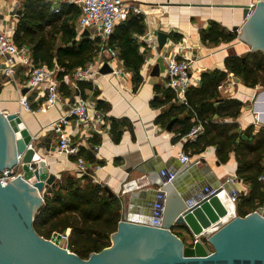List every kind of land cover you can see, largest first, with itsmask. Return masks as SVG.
<instances>
[{"label": "crops", "instance_id": "1", "mask_svg": "<svg viewBox=\"0 0 264 264\" xmlns=\"http://www.w3.org/2000/svg\"><path fill=\"white\" fill-rule=\"evenodd\" d=\"M24 0H0V31L8 29L14 39L16 24L18 22L20 5ZM52 4V11L59 12L64 3H75L76 0H47ZM139 5L144 14L145 32L133 33L139 53L144 55V63L140 68L141 79L136 81L133 72L125 65L120 57V48L116 49L117 59L113 62L106 61L113 68L110 73L98 76L97 81L84 82L83 86L77 85L72 80L74 72L64 74L69 77L62 93L63 101L47 112L33 113L21 104V98L26 95L33 106H39L45 96L39 95L38 90L23 89L26 87L28 75L24 66H18L14 76L3 72L4 60L0 57V110L4 113H19L25 125L33 135L32 146L42 158L48 162L49 172L56 174V181L73 176L82 184L91 181L102 186L111 196H116L121 201V220L126 216L131 220L151 221L153 217V204L156 201L158 188L165 181L162 172H173L179 175L177 186L182 190L196 187L195 193H201L206 187L224 185L231 187L230 179L237 178L235 187L239 192H247L249 185L241 181L237 175L239 157L234 148L228 151V159L221 161L217 143L207 145L200 152L196 151L195 141L187 135L179 134L186 118L185 113L172 116L168 124L162 125L158 117L169 111L172 106L183 105L175 92L171 101L163 104L167 99L168 70L166 61L158 52H169L173 44L179 46H192L193 68L201 75L207 71L220 70L226 72V77L218 85V99H235L243 102L235 117H218L209 112L207 118L215 124H228L231 133H238L254 126L257 131L261 127L253 122L250 111L251 96L260 93L261 84L248 87L226 67V59L230 55L241 54L246 51V46L238 36L244 13L241 5L255 4L257 0H126ZM81 7V6H80ZM59 8V11H55ZM212 23H216L227 32H237V38L232 41L220 40L218 43L205 41L203 31ZM240 27L238 30L234 28ZM77 39L89 37L98 41L97 48L101 46L102 39L84 34L80 27V15L76 21ZM165 32L167 41L160 46L158 33ZM154 34L157 44L153 48L148 43L147 35ZM111 37V36H110ZM107 42L109 44V39ZM15 42V40H14ZM16 43V42H15ZM17 44V43H16ZM18 45V44H17ZM31 50L28 46L23 45ZM98 52V50H97ZM97 56V53H96ZM94 57V59L96 58ZM93 59V60H94ZM32 60V56H31ZM105 62V63H106ZM104 63V64H105ZM48 66L47 64H43ZM81 67V66H80ZM50 68V67H49ZM79 68V67H78ZM52 69V68H51ZM58 70V68H54ZM120 70V74L115 73ZM59 71V70H58ZM58 71L55 77L58 79ZM69 91V93H68ZM94 100L98 108L105 115L106 124L104 132L98 133L90 125L80 124L72 118L68 131L72 129L76 136L72 137L79 146L81 153L77 158L65 157L58 154V136L52 129V124L61 116L67 114L70 103L78 97ZM188 99V98H187ZM213 99L212 101H215ZM186 106V105H185ZM217 110H221L217 108ZM191 122H201L197 112L190 114ZM116 122V125H115ZM172 123L169 130L168 125ZM115 125V135L113 133ZM190 132V131H189ZM188 132V133H189ZM216 128L208 133V137L216 134ZM116 137V138H115ZM214 138V137H213ZM225 139V137H219ZM80 152V151H79ZM188 154L191 160L188 163L181 161V155ZM82 158L87 167L83 173L77 167V159ZM190 165L192 170L184 171ZM21 170V167L19 168ZM82 172V174H81ZM56 181L52 184L55 187ZM127 183V191H123ZM48 185H46L47 188ZM194 186V187H193ZM186 244H191L194 236L191 232L178 229ZM65 233L68 239L71 229Z\"/></svg>", "mask_w": 264, "mask_h": 264}, {"label": "water", "instance_id": "2", "mask_svg": "<svg viewBox=\"0 0 264 264\" xmlns=\"http://www.w3.org/2000/svg\"><path fill=\"white\" fill-rule=\"evenodd\" d=\"M241 7L244 21L234 30L240 28L238 36L251 51L264 52V0H257L252 11L249 5ZM84 34L90 32L85 30ZM167 38V33H158L160 46ZM112 71L108 62L100 69L102 74ZM28 90L25 87L23 92ZM32 141L33 135L19 113L0 110V172L17 164L18 155H22V175L6 185L0 181V264H264V203L240 216L234 202V213L228 217L229 210L220 196L224 185L210 186L213 192H204L199 199L196 187L182 190L177 186V174L160 184L164 210L159 227L125 216L111 235L110 246L82 258L71 251L67 233L54 232L46 238L34 228L44 203L43 193L51 191L56 174L49 172L47 160L36 152ZM30 162H35L34 170L29 168ZM187 170L192 166H185ZM178 226L189 229L195 238L193 244H186L174 231ZM202 237L208 238L212 252Z\"/></svg>", "mask_w": 264, "mask_h": 264}, {"label": "trees", "instance_id": "3", "mask_svg": "<svg viewBox=\"0 0 264 264\" xmlns=\"http://www.w3.org/2000/svg\"><path fill=\"white\" fill-rule=\"evenodd\" d=\"M51 7L52 4L47 0H24L20 5L14 40L18 46L26 45L30 48L34 65L47 64L52 69L58 68L57 76L64 93V74L72 73L78 67H84L93 61L98 50V41L89 37H82L80 40L76 38V21L81 14L78 4L64 3L58 13L52 11ZM144 32L143 17L131 13L127 20L116 26L109 39L110 46L120 48L121 52L118 53L133 72L136 81L141 79L140 68L145 57L139 53L132 35ZM202 37L205 41L218 43L220 40H234L237 38V32H227L212 23L203 31ZM226 67L248 87H255L257 84L264 87V52L251 51L241 57L230 55L226 59ZM226 75V72L220 70L202 73L200 85L191 88L187 93L188 105L174 104L169 111L158 117V122L166 126L172 116L185 113L183 128L179 130V134L184 136L198 123L190 121V114L195 111L199 113L204 127V132L194 144L197 152L207 145L217 143L221 150V161L225 162L228 159V151L231 148L236 150L239 157L237 175L249 185V190L241 192L236 199V212L245 216L264 203V182L260 180L264 175V127L255 131L252 125L246 130H241L240 136L238 133H231L228 124H215L211 122L212 119L207 118V114L212 111V115L218 117H235L240 105L241 108L243 106L242 101L235 99L217 100L218 85ZM82 83L84 82L79 85L83 86ZM170 89L167 90V99L163 104L174 98ZM213 99L216 100L212 101ZM28 103L32 110L38 108L29 101ZM212 128H216L217 132L210 138L208 133ZM80 153L81 150L77 156ZM43 198L44 203L34 221L38 234L50 238L54 232L64 233L70 228L71 251L85 259L89 258L91 253L100 252L111 245V235L117 231L121 220V201L116 196H111L102 186L91 181L82 184L79 179L69 176L63 180L58 179L55 187L51 186V191L46 190L43 193ZM178 229L190 232L185 226L176 227L174 231L182 238L183 235ZM208 246L213 249L211 244Z\"/></svg>", "mask_w": 264, "mask_h": 264}, {"label": "built area", "instance_id": "4", "mask_svg": "<svg viewBox=\"0 0 264 264\" xmlns=\"http://www.w3.org/2000/svg\"><path fill=\"white\" fill-rule=\"evenodd\" d=\"M81 6L80 27L81 31L89 30L94 38L102 39L101 46L98 49L96 58L89 62L84 67H79L75 70L72 80L76 87L80 82H96L98 76L101 75L100 69L106 61L113 62L117 59V51L107 42L108 38L113 34L116 26L127 20L131 13L142 15L143 9L126 0H76ZM139 1V0H138ZM251 6V11L253 9ZM55 11H59L56 8ZM148 43H152L153 48L156 47L157 40L154 34L147 35ZM192 46L173 44V48L169 52H158L167 63L168 82L167 85L171 88L181 103L188 105L187 93L191 88L198 87L201 83V74L193 68V57L191 55ZM0 57L4 60L3 72L8 76H14L18 66L26 68L28 75L26 87L30 90H38L40 94H44L45 98L37 109L32 110L29 106L27 96L21 98V104L27 109L37 112H47L58 103L63 101V96L60 91V80L55 77L56 69H51L46 65L36 66L31 60L29 49L25 46H18L13 39V35L8 29L0 31ZM115 73L120 74V70L115 69ZM68 76L62 79L63 82H68ZM78 88V87H77ZM254 104L261 103L258 93L252 96ZM253 122L255 125L261 124L264 127V107L252 111ZM72 118H75L80 124L90 125L98 133L104 132L106 124L105 115L99 110L98 104L94 100H88L83 97H78L74 102L70 103L67 114L61 116L52 124V129L56 132L59 140L58 154L65 157L77 156L80 151V146L72 140L76 136V132L68 131L67 127ZM204 130L203 123L199 122L192 127L187 134L188 137L195 139ZM191 157L188 154L181 155V161L188 163ZM77 167L83 173H87L85 161L82 158L77 159ZM22 167V155H18V163L12 167H6L0 172V181L3 185L8 184L13 179L22 175L19 169ZM31 170L35 169V162L29 163ZM81 172V174H82ZM166 176L163 184L172 180L175 177L173 172H162ZM264 182V175L260 177ZM230 183L234 185V190L231 192L233 201L235 202L240 192L235 187L237 181L236 176L232 177ZM123 191H127V183L123 186ZM204 192H213V189L206 187L197 197L203 198ZM164 210V193L162 187L158 188L156 201L153 204V217L151 225L159 227L161 224L162 214Z\"/></svg>", "mask_w": 264, "mask_h": 264}, {"label": "rangeland", "instance_id": "5", "mask_svg": "<svg viewBox=\"0 0 264 264\" xmlns=\"http://www.w3.org/2000/svg\"><path fill=\"white\" fill-rule=\"evenodd\" d=\"M252 5V4H251ZM245 45H244V47L246 48V51H244L242 54H241V56H244V55H246L247 53H249V52H251V46L249 45V44H247V43H245V42H243ZM253 95H255V93H253L252 94V96ZM252 96H251V98H250V100H251V103H250V111H251V115L253 116V112L252 111H254V110H258V109H261V107L263 108L264 107V104L262 105V104H254L253 102H252ZM259 98H262V99H264V87H262L261 89H260V93H259V96H258ZM257 126H262L261 124H259V125H257ZM248 191V190H247ZM240 195V194H239ZM236 202L237 201H235V204H236ZM238 215V214H237ZM204 242H206L207 243V246H208V238L207 237H202L201 238ZM194 240H195V238L193 239V241H192V244H193V242H194ZM208 248H209V246H208ZM209 250L212 252L213 251V249H211V248H209Z\"/></svg>", "mask_w": 264, "mask_h": 264}, {"label": "bare ground", "instance_id": "6", "mask_svg": "<svg viewBox=\"0 0 264 264\" xmlns=\"http://www.w3.org/2000/svg\"><path fill=\"white\" fill-rule=\"evenodd\" d=\"M259 100L261 101V103H264V99L260 98ZM233 190H234V185L231 184V187H226V189L220 195L222 198V201L224 202V204L226 205V207L229 210V216L228 217H230L234 213V201H233L232 195L230 193ZM227 218H224V220H226Z\"/></svg>", "mask_w": 264, "mask_h": 264}]
</instances>
